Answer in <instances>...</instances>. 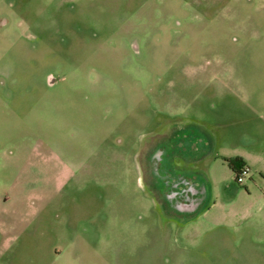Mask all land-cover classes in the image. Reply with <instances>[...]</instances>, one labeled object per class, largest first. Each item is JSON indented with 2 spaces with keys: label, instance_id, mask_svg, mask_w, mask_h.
Segmentation results:
<instances>
[{
  "label": "rangeland",
  "instance_id": "1",
  "mask_svg": "<svg viewBox=\"0 0 264 264\" xmlns=\"http://www.w3.org/2000/svg\"><path fill=\"white\" fill-rule=\"evenodd\" d=\"M165 127L205 138L186 222ZM0 264H264V0H0Z\"/></svg>",
  "mask_w": 264,
  "mask_h": 264
},
{
  "label": "flooded vegetation",
  "instance_id": "2",
  "mask_svg": "<svg viewBox=\"0 0 264 264\" xmlns=\"http://www.w3.org/2000/svg\"><path fill=\"white\" fill-rule=\"evenodd\" d=\"M148 142L142 179L149 196L167 218L193 219L208 200L206 184L194 165L205 154L204 136L191 127H165Z\"/></svg>",
  "mask_w": 264,
  "mask_h": 264
},
{
  "label": "trees",
  "instance_id": "3",
  "mask_svg": "<svg viewBox=\"0 0 264 264\" xmlns=\"http://www.w3.org/2000/svg\"><path fill=\"white\" fill-rule=\"evenodd\" d=\"M229 168L235 173L237 180V173L245 167V163L241 158L230 159L226 161Z\"/></svg>",
  "mask_w": 264,
  "mask_h": 264
},
{
  "label": "built area",
  "instance_id": "4",
  "mask_svg": "<svg viewBox=\"0 0 264 264\" xmlns=\"http://www.w3.org/2000/svg\"><path fill=\"white\" fill-rule=\"evenodd\" d=\"M246 169L243 168L242 170H240L238 173H237V181H239L240 178H243L246 174Z\"/></svg>",
  "mask_w": 264,
  "mask_h": 264
}]
</instances>
